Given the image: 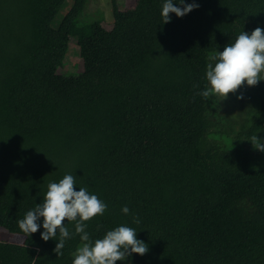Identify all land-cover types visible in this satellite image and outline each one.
Segmentation results:
<instances>
[{
  "label": "trees",
  "instance_id": "trees-1",
  "mask_svg": "<svg viewBox=\"0 0 264 264\" xmlns=\"http://www.w3.org/2000/svg\"><path fill=\"white\" fill-rule=\"evenodd\" d=\"M71 1L54 26L65 0H0V227L23 236L0 241V264H72L74 224L59 257L42 217L31 236L18 226L66 174L107 204L86 222L93 241L126 225L148 245L129 264H264V155L248 140L264 141V83L245 82L224 120L197 94L209 55L264 29V0H195L168 23L165 0H111L110 28ZM72 40L83 64L66 74Z\"/></svg>",
  "mask_w": 264,
  "mask_h": 264
},
{
  "label": "clouds",
  "instance_id": "clouds-1",
  "mask_svg": "<svg viewBox=\"0 0 264 264\" xmlns=\"http://www.w3.org/2000/svg\"><path fill=\"white\" fill-rule=\"evenodd\" d=\"M179 3L183 7L175 6L173 0H165L161 11L162 23L170 22V13L183 17L199 7L195 0L192 3L179 0ZM208 60V86L198 95L208 98L215 94L225 99L229 93H236L245 82L247 86H256L264 80V29L256 27L251 33L240 32L234 43L227 44L223 51L209 55ZM248 140L255 149L264 152V141L260 137L253 135ZM74 185L77 183L72 174H66L58 183L50 182L42 202L18 221L21 232L25 236L36 233L41 227L38 221L42 217L44 231L40 233L41 238L45 241L58 239L53 251L59 257L63 255L65 241L73 236L67 225L74 224L75 234L79 235L82 243L74 253L72 264H116L133 253L143 256L149 251L148 245L137 238V230L126 225L115 227L107 231L103 238L93 241L86 231V222L103 215L107 204L97 195L89 193L86 187L77 191ZM121 211L127 215L130 209L125 205ZM133 220L140 223L138 217Z\"/></svg>",
  "mask_w": 264,
  "mask_h": 264
},
{
  "label": "rangeland",
  "instance_id": "rangeland-1",
  "mask_svg": "<svg viewBox=\"0 0 264 264\" xmlns=\"http://www.w3.org/2000/svg\"><path fill=\"white\" fill-rule=\"evenodd\" d=\"M118 4L119 10L123 11L127 8L132 7L135 4V0H116ZM72 1L65 0L63 5L61 6L58 14L56 15L53 25L56 26L60 21V18L64 15V13L70 7ZM81 19L84 21H93V20H101L102 24L106 28H110L113 22V14L111 7V0H87L83 13L81 15ZM82 59L79 55L78 47L75 41H71L69 43L68 52L65 55L63 65L60 68V72L66 74H76L78 71L82 69ZM264 83V80H261ZM246 90V89H245ZM238 91H244V88L241 87ZM243 96V95H240ZM238 94L229 93L228 97L222 99L219 95H215L214 102V110L217 112L222 120L226 118H236L237 113L239 112L241 104H245L246 100L238 99ZM261 155H264V152H261ZM0 241L11 242V243H19L23 241V236L19 234H13L8 232L7 230L0 227ZM81 244L78 245V247ZM77 247V248H78ZM119 264H129L126 260L119 261Z\"/></svg>",
  "mask_w": 264,
  "mask_h": 264
}]
</instances>
